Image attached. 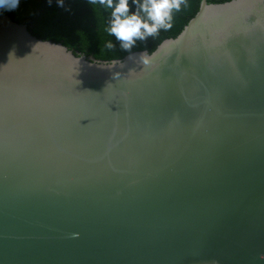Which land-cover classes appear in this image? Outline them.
<instances>
[{
    "label": "water",
    "instance_id": "95a60500",
    "mask_svg": "<svg viewBox=\"0 0 264 264\" xmlns=\"http://www.w3.org/2000/svg\"><path fill=\"white\" fill-rule=\"evenodd\" d=\"M0 264H264V0L110 62L0 13Z\"/></svg>",
    "mask_w": 264,
    "mask_h": 264
},
{
    "label": "trees",
    "instance_id": "16d2710c",
    "mask_svg": "<svg viewBox=\"0 0 264 264\" xmlns=\"http://www.w3.org/2000/svg\"><path fill=\"white\" fill-rule=\"evenodd\" d=\"M208 4H222L231 0H207ZM118 0H114V3ZM142 2V0H141ZM202 0H186L179 13L174 12L173 28L161 30L156 37L137 41L131 52L120 47V42L109 33L111 9L93 6L88 0H64L59 7L57 0H19L14 8L0 7V13L13 22L28 26L29 34L36 40L60 43L75 55H82L98 61L122 60L126 55L146 51L152 53L164 40L176 38L189 20L199 10ZM131 11L137 8L129 0ZM111 41L114 49H108Z\"/></svg>",
    "mask_w": 264,
    "mask_h": 264
},
{
    "label": "clouds",
    "instance_id": "9594fccd",
    "mask_svg": "<svg viewBox=\"0 0 264 264\" xmlns=\"http://www.w3.org/2000/svg\"><path fill=\"white\" fill-rule=\"evenodd\" d=\"M186 0H132L136 11H131L129 0H88L93 6H103L111 9L110 35L120 42V47L128 52L136 46L137 41H145L148 37H156L160 31H169L173 28L174 12L179 13ZM19 0H0V7L14 8ZM59 7H64V0H57ZM108 49L115 45L109 41ZM139 58L144 64L149 63L147 54L141 52ZM120 63L123 67L122 62ZM118 74V73H117Z\"/></svg>",
    "mask_w": 264,
    "mask_h": 264
}]
</instances>
